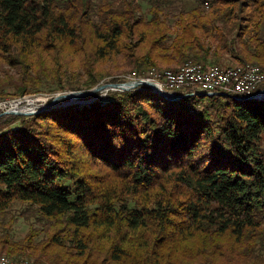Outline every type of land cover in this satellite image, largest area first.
Listing matches in <instances>:
<instances>
[{
  "label": "trees",
  "instance_id": "16d2710c",
  "mask_svg": "<svg viewBox=\"0 0 264 264\" xmlns=\"http://www.w3.org/2000/svg\"><path fill=\"white\" fill-rule=\"evenodd\" d=\"M187 1L0 0V63L20 73L8 86L89 91L113 62L144 74L226 55L264 73V0ZM199 94L169 101L142 86L1 116L0 214L21 205L35 222L19 239L0 229V253L264 264V101Z\"/></svg>",
  "mask_w": 264,
  "mask_h": 264
},
{
  "label": "rangeland",
  "instance_id": "374dc122",
  "mask_svg": "<svg viewBox=\"0 0 264 264\" xmlns=\"http://www.w3.org/2000/svg\"><path fill=\"white\" fill-rule=\"evenodd\" d=\"M188 6L191 4L193 5L192 0L187 1ZM226 57L229 59L226 64V66H235L237 65L236 62L231 60L229 55H226ZM223 65V64H222ZM107 75L100 78L97 85L94 86H100L102 84L106 83H124L128 81V77L130 74H132V69L130 67L126 66H117L116 62H113L112 64L106 66ZM20 73H17L16 70L11 69L10 67L0 63V89L3 87L4 89L0 91V114L4 113L6 110L4 107L8 106L11 103H18L14 104L12 108L14 107H26L28 109H34L37 107H41L46 104H51L52 101L60 95L72 92V91H62V92H54V93H48V91H45L40 94H25L20 95L16 92L15 87H9L8 84L13 80H19L20 81ZM112 80H116V82H112ZM83 81V79H82ZM109 91H103L94 94L98 95V97H93L92 95L81 97L75 100H72L74 102H71V100L68 99H60L55 101L53 104H51L50 109L52 108H59V107H65L73 104H79L84 105L89 103L92 100H95L99 97L105 96ZM105 95H102L104 94ZM91 97V98H89ZM93 97V98H92ZM1 117V116H0ZM23 206L21 205H15L11 209L8 210L7 213L0 214V229L4 230V226H8V230L10 231V234L15 238L19 239L24 237L28 233L29 225L33 224L35 220L31 217L33 215L32 211H22ZM34 220V221H33ZM0 255L7 256L5 254L0 253ZM10 258V257H9ZM12 259V258H11ZM28 260V261H27ZM19 263H35L32 260L29 259H22L16 260ZM26 261V262H25ZM37 264H48L47 262H40Z\"/></svg>",
  "mask_w": 264,
  "mask_h": 264
},
{
  "label": "built area",
  "instance_id": "2783aa9c",
  "mask_svg": "<svg viewBox=\"0 0 264 264\" xmlns=\"http://www.w3.org/2000/svg\"><path fill=\"white\" fill-rule=\"evenodd\" d=\"M128 81L152 82L159 88L176 95L194 90H232L235 94L246 95L264 89V82L259 80L258 70L245 69L243 65L238 72H231L227 66L219 65H202L200 68L184 69L176 73L132 72ZM14 104L18 103H11L4 108L10 110ZM0 264L21 263L16 260H0Z\"/></svg>",
  "mask_w": 264,
  "mask_h": 264
},
{
  "label": "water",
  "instance_id": "95a60500",
  "mask_svg": "<svg viewBox=\"0 0 264 264\" xmlns=\"http://www.w3.org/2000/svg\"><path fill=\"white\" fill-rule=\"evenodd\" d=\"M142 86L148 87L152 92H154L155 94L163 97L166 100L169 101H178V100H182L185 98H188L190 96H192L191 94H186V95H176V94H172L168 91H165L161 88H159L157 85H155L152 82H141V81H127L124 83H106V84H102L100 86H97L89 91H72L60 96H57L51 104H53L55 101L60 100V99H68L71 100V96L75 95L77 98H81V97H85V96H89V95H94L96 93L99 92H103V91H129L132 89H136V88H141ZM102 95H105L102 94ZM201 96L203 95H213V94H208V93H202L199 94ZM241 100H258V101H264V89L256 92L255 94L251 95V96H247V97H242L239 98ZM71 102H74L71 100ZM51 104H46L43 105L41 107H38L36 111L34 110H30V111H22L21 109H17V110H12V111H6L2 114H0V116H5L7 114H16L18 116H33L36 114H40L44 111H47L50 109Z\"/></svg>",
  "mask_w": 264,
  "mask_h": 264
},
{
  "label": "bare ground",
  "instance_id": "6f19581e",
  "mask_svg": "<svg viewBox=\"0 0 264 264\" xmlns=\"http://www.w3.org/2000/svg\"><path fill=\"white\" fill-rule=\"evenodd\" d=\"M242 65H243V67H245V69L258 70V72H259V80H261V82H264V73L261 71V69L258 66L250 64V63L249 64H244L243 63ZM201 66H202V64L186 63L185 65L177 68L176 70H157V69H152V70H150L148 72H145L144 74H151V72L176 73V72H180V71H182L184 69L200 68ZM227 69L231 70V72H238V71H241V65L238 63V65H235V66H227ZM161 89H163V88H161ZM163 90L167 91L166 89H163ZM197 93H208V94H218L219 93V94H229V95L232 94V95L240 96V98L251 96V95L255 94V93H248L246 95H238V94H235L234 92H232V90H194V91L191 92V95H195ZM184 95H186V94H184ZM75 99H78V98L75 95H72L71 96V100H75ZM37 108L28 109L26 107H14V108H10L9 111L17 110V109H21L22 111H30V110L36 111ZM7 115H9V114H7ZM0 260L14 261L13 259L9 258L8 256H4V255H0ZM21 264H37V263H29L28 262V263H21Z\"/></svg>",
  "mask_w": 264,
  "mask_h": 264
}]
</instances>
